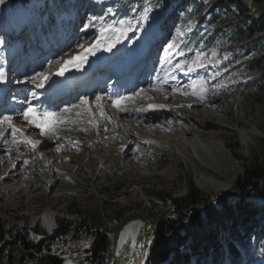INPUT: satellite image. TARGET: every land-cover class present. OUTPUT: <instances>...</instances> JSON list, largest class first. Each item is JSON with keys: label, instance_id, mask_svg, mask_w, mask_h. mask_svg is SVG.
<instances>
[{"label": "rangeland", "instance_id": "374dc122", "mask_svg": "<svg viewBox=\"0 0 264 264\" xmlns=\"http://www.w3.org/2000/svg\"><path fill=\"white\" fill-rule=\"evenodd\" d=\"M50 1L28 0L24 4H17L9 9L1 8L0 36L3 34L1 31L3 28L8 30L10 29L8 27L12 26L20 29L19 35L16 36L17 38L32 37L30 26H32L33 21L36 24L39 21L38 7L43 3L49 5ZM57 1L58 4L55 7L49 5L47 9L48 19L49 17L57 18V21L51 26L47 23L48 21H45L47 25L35 31L38 35L36 43L22 44L21 50L18 49L20 52L16 54L17 60L14 62L12 70L18 71L26 68V72L24 71L26 74L21 72L17 75L18 82L23 85V88H20L21 92L19 91V94L10 95L17 102L5 101L7 107L4 105V109L7 108L8 110L5 114H0V116H11L12 120H14V125L23 132L24 136L28 137L29 135V137L34 138L35 135H40L47 142L45 147L47 152L43 156V153H37L36 149L30 150V146L22 142L19 133L16 136V143H14L12 149L14 152H20L22 157L14 153L13 158H11L12 162L8 167L15 168L17 173L22 171L30 174L33 179H21L16 173L13 179L0 184V189L5 190V193L0 192V221L6 227L18 224L28 228L40 229L48 235L53 234L57 226V220L71 222L75 226H79L81 223L91 224L92 221H97L107 228H112L116 224V219L113 215L114 210H139V207L155 208V206L158 209L161 204L156 197L184 195L188 191L190 181L200 191L206 193L217 195L229 193L235 180L244 171L243 162L253 158L255 155L263 158L259 152L260 139L263 137L264 131V83L263 85H258L253 91L236 89L234 85L228 83L231 75L227 74L228 69L225 67L228 63L232 64L235 58L243 52L241 45L248 44L259 34L254 35L252 38H244L239 43L231 42V39L224 31L227 26L236 22L232 7L235 4H230L231 9H228V7L222 5L226 0H195L196 5L193 4L194 0H182V2L187 1V3H175L171 8L172 13H169V11L160 13V16L164 17L166 21L165 29L157 32L159 40L154 56L157 63L153 65L152 61L154 60L152 59L150 62L152 67L157 69L159 60L163 58L165 61V64H163L165 70L162 65V69L160 68L158 71L159 73L154 74V77L159 80L158 87L161 89L151 88L149 86L150 81L145 83L144 81L146 79L148 81L151 77L147 75L146 77L143 76L144 81L138 87H134L131 92L111 94L109 93L111 92V85L109 82L106 83V80L110 79L112 75L110 69V71L108 70V77L99 82V85L97 84L90 94H85L82 97L91 101L99 94H108L107 108H110L118 116L125 113V110L121 109H125L126 104L129 102V99L121 101V107L116 109L113 101L118 97H132L139 93V90H143L156 96H166L168 99L171 88H169V84H165L162 81L168 78L180 80L181 75L179 74L183 71L177 69L176 64L183 60L194 59L197 51L203 52L204 66L213 65V68L206 70L199 76L191 77L186 85L202 80L208 93H212L218 99L221 98L224 101V105L219 106L216 112L221 113L228 108L231 116L225 117L222 114L224 119L216 122L217 128L200 129L196 127L195 122H202L196 117H193L192 120H187L186 126L189 132L201 130L203 132L216 133L215 140L221 144L224 143V147L229 153L228 160L226 159L228 161L227 165H216L203 161L192 150L186 155L178 154V150L172 149L164 143L166 139L169 142L177 140V136L160 131L153 133L137 118L136 120L143 125L142 128L145 133L151 136L154 134L157 139H164V142L157 143L152 141L148 143L139 138L137 140L134 139L136 142L132 143L129 139L122 138L121 133L118 132L116 137L122 142L121 149L120 147L116 148L119 153H115V155L106 154L102 148L93 147L92 143L87 150L82 147L85 150V153H82L79 149L80 146L70 145L72 135L78 133L79 130L68 125L69 114L73 111L72 108H82L85 113L90 110L89 102L83 104L78 91H76L78 93H72L65 101L49 109H46L43 105L41 106V104H32L35 107L39 106L36 110L38 113L47 111L55 113L58 117L59 115L65 116L66 122L60 125L57 124L54 134L41 135L40 130L35 126L31 129L30 124L23 117V112L28 107V100L33 98L31 94L34 91L33 85L38 82V75L45 68H49L53 60H60L70 53L69 51L73 48L82 44L88 45L92 38L100 32L101 28L114 27L119 29L128 27L129 32H132V28L136 26L135 21L139 17L142 19L145 9L144 7L140 13L131 15L126 12L115 13L110 6L105 5L101 10L98 9L97 12H92L90 11L92 4H96L100 0ZM240 1L250 2V0ZM177 2L179 1L177 0ZM195 6L198 8L196 12ZM18 9L21 12L15 15L14 12H19ZM214 13H217V17L213 16ZM93 17L96 19H92ZM147 18H150L148 24L142 23L137 31L138 40H140L141 31L146 27H151L158 15H153V11L150 8ZM178 30L183 32L184 35H179ZM167 36H169L168 42L162 46ZM31 37L30 39L32 40ZM189 38L193 39V41L195 40L196 43L188 44ZM66 40L67 42H65ZM50 41L52 42L49 43ZM36 44L47 47V49L39 47V50L42 49L43 52L40 57L39 54L41 53L32 50ZM159 47L160 49L158 50ZM258 48V50L264 51V43H260ZM59 49L62 50L60 51ZM213 49L216 50L215 56H212ZM163 50H165V54L161 57L160 54ZM10 51L8 52L10 53ZM52 54L53 56H50ZM32 55L36 58L31 59ZM25 57L27 58L24 61ZM28 58H30L29 64L25 65ZM9 77H13V71L9 73ZM13 83L14 80H10L9 84ZM86 87L89 88V86ZM86 87L82 86L80 89L83 90ZM187 90L185 88L181 93L187 94ZM144 102L142 101L140 104ZM173 102H175V99ZM205 104L207 105V102ZM62 108L70 109V111H61ZM182 109L179 110L183 111ZM94 112H96L97 121L105 124L99 122L101 123L100 128L95 132H92L93 130H90L91 126H89L88 133L92 138L95 139L98 136L106 139L107 135L105 133L107 131H117L116 124H112L113 122L107 114V110L98 107ZM212 118L217 120L218 114L213 113ZM228 119H231L232 122ZM158 121L163 122L162 120ZM206 121L211 120L205 119L204 122ZM229 122L230 124H228ZM3 128L5 134L0 137V158L9 156L5 150L6 148L2 149L3 141L13 138L11 129L7 125H4ZM61 132H64L67 136L69 135L70 139L59 141L57 138ZM140 132L142 134V131H139V134ZM152 152H164L167 155L163 167L154 168V162L149 159ZM85 154L88 155L89 159H85ZM64 155L69 157L65 158L63 162H59V164L56 162V170L54 171L45 164V159L47 158L60 159ZM23 158L27 159V163H25ZM82 159L83 161L80 162ZM7 163L8 161L1 162L0 166ZM57 167L59 170H57ZM203 173L212 179L209 182L211 185L207 186L209 187L208 189H200L196 184V178ZM51 180L54 182L52 187H50ZM32 181L41 182L43 188L33 190L25 196L19 197V194L14 193L12 197H9L8 192L12 184H16L19 187H29ZM261 187H264V181L257 184V188ZM227 202L242 206L243 212L252 208L253 215L249 218L243 216L236 222L228 219L229 231L226 233L223 231L217 232L216 240L213 242L220 246L222 252L219 253L212 250L213 255L208 259V262L211 264H264V194L257 193L256 190L245 189L242 197L231 194ZM47 210H52L55 213V228L52 232H47L42 226L41 218L34 220V217L37 215L41 216ZM94 211H96L98 218L93 217L92 212ZM133 221L140 224L136 239L129 237L122 244H118L117 241L116 250L117 256L120 258V264H142L144 247L143 243H140V237L143 234L144 222L139 219H134L131 222ZM244 228L246 229L243 236L244 245H240L238 240L241 233L239 232ZM91 241L92 237L85 230L79 231L73 236L59 237L49 245L50 254L61 259L62 264L67 261L83 264L86 256L85 252L88 250ZM46 246L48 245L46 244ZM181 252L186 255V264H200L202 262V260L198 261L197 258L199 259V257L190 251L189 243H186L181 248ZM31 260L30 264H35L32 257Z\"/></svg>", "mask_w": 264, "mask_h": 264}, {"label": "trees", "instance_id": "16d2710c", "mask_svg": "<svg viewBox=\"0 0 264 264\" xmlns=\"http://www.w3.org/2000/svg\"><path fill=\"white\" fill-rule=\"evenodd\" d=\"M27 1L3 0L0 9ZM171 1L150 0V3L152 6L165 8ZM105 2L107 1L102 0V4L97 6L93 4L90 10L98 11ZM143 2L144 0H116V4L112 6L116 13L125 10L128 14H138ZM54 3L56 5L57 1L54 0ZM232 3L236 5V22L227 26L224 31L231 42L239 43L244 38H252L257 34L259 36L248 44L241 45L243 52L240 56H237L232 64L225 65L227 74L231 75L228 83L236 89L253 91L264 83V51L258 50L260 43H264V0H250L249 3L226 0L222 5L229 7ZM193 4L196 5V1ZM253 8L254 13H250ZM197 9L195 6V12ZM45 10L46 4L41 6L42 14ZM213 16L217 17V14L214 13ZM187 43L192 45L196 42L189 38ZM259 153L263 158L255 155L243 162L244 171L235 180L231 192L221 195L206 193L190 181L188 191L184 195L156 197L161 204L158 209L156 206H137L139 210H114L116 224L112 228H107L97 221L75 226L71 222L57 220L53 234L48 235L40 229L18 224L6 227L0 221V264H30L31 257L35 264H62L61 259L50 254L49 245L59 237L73 236L82 230L92 237L83 264H120L116 250L118 236L124 226L134 219L144 222L143 234L140 237V243H143L145 249L142 264H186V255L181 252L186 243H189L190 251L199 257L197 260H202L200 264H210L208 259L213 255L212 250L222 252L220 246L213 242L217 232L229 231L228 219L236 222L243 216L249 218L253 215L252 208L243 212L242 206L227 202L230 195L242 197L245 189L264 194V187L257 188V184L264 181V131L260 139ZM166 157L164 152H152L149 159L154 162V168L159 169L165 164ZM92 214L93 217L98 216L96 211ZM245 230L244 228L239 232L240 245H244Z\"/></svg>", "mask_w": 264, "mask_h": 264}, {"label": "bare ground", "instance_id": "6f19581e", "mask_svg": "<svg viewBox=\"0 0 264 264\" xmlns=\"http://www.w3.org/2000/svg\"><path fill=\"white\" fill-rule=\"evenodd\" d=\"M20 12L21 11L19 12L15 11L14 14L17 15ZM109 29L110 30L106 32L102 37H101L100 32L97 33V35H95L92 38V40L90 41L88 45L82 44L78 47H75L69 51L70 53L66 54V56L62 57L60 60H56V59L53 60V62H51V66L49 68H45V70L42 71L38 75L40 82H41V77L43 76L41 74L51 73L57 67L59 68L66 67L70 69L82 70L96 62L101 61V65L104 66V69L108 68V66L110 65V60H107V56L111 52L114 51L115 54L118 55L119 54L118 51L121 47L123 46L130 47V44L125 45L123 39H120V36L122 37V34H125V36H127L125 28L122 27V28L116 29L114 27H110ZM149 36H152V41H153L154 34L152 32V28L146 27L141 33L140 40L137 41L136 44L133 47H131V49L129 50V56L123 61V65H126L129 61L135 60V58L137 57V53L142 54V55L147 53L146 47H148L149 44L152 42L150 40H146L149 38ZM98 37L100 38L98 39ZM130 39H134V36H130ZM65 42H67V40ZM95 45H98V47L95 48L94 47ZM154 48H155L154 46L149 48L150 53L153 52ZM81 56L84 57L82 62L73 65L74 60L79 59V57ZM27 64H29V61L27 62ZM163 64L164 62L162 63V65ZM206 67L203 66L201 68H198V72H202V69ZM8 68L9 66L7 65V68H6V64H4V61L0 60V80L8 81L7 74H6V71L8 70ZM185 73L180 74L181 75L180 80H176L174 78H168L167 80L165 79L162 81L165 84H169V88H171V90L169 91L168 99L166 96H162V95L156 96L155 94L147 92L146 90H145L146 92H144L143 90H139V93L135 94L134 96L131 97V99L128 100L129 102L126 104L127 106L125 107V113L122 114L123 116L120 115L122 117L112 112L110 108L109 109L107 108L108 94L97 95L101 97L99 101H97L96 99L97 96H95L93 100L91 101L87 100V103L89 102V107H90V110L87 113H85V111H83L82 108H78V109L72 108L73 111L71 112V114H69L70 120L68 121V125L74 128H78L79 132L72 135L71 139L69 135L67 136V134H65L64 132H61L60 137H58L57 139L59 141H63L64 138L70 139L71 140L70 145L77 146V147L80 146L79 149L82 153H85V150L82 147H85L87 150L90 144L92 143L93 147L95 146L100 147L106 152V154H112V155H115V153L116 154L119 153L117 152L116 148L122 146L121 144L122 142L120 141L119 138L116 137L118 132L121 133L122 138H125L127 140L129 139V141H131L132 143L136 142L134 139L137 140L139 138L143 139L145 142H148V143H151L152 141L157 142V143H163L164 139H160V138L157 139V137L154 136V134L153 136H151L144 132L142 128L143 125H141V123L138 122V121H142L144 125H146L148 129H150V131H152L153 133L160 131V132L169 133L172 135L174 134L175 136H177L178 137L177 140L175 139L169 142V140L166 139L164 143H166L167 146L171 147L172 149L178 150V154L186 155L189 151L192 150V151H195L196 155L203 161L214 163L216 165H220V164L227 165L228 163L227 157L229 156V153L225 149L224 143L221 144L220 142L215 140L216 133L203 132L201 130L197 132H189L186 126V123H187L186 121L192 120L193 117H196L200 121H202V122L194 121L196 127H199L200 129H207L211 127L217 128L216 122L223 121L224 119L222 114H224L225 117L231 116V112L228 108H226L221 113L216 112L219 106L224 105V101L221 98L218 99V97L213 95L212 93H208V91L206 90L207 89L206 85L202 80H198L193 84L191 83V84L186 85L189 79L196 75L189 76V75H185ZM152 76L153 75H151V78L149 80L150 81L149 86L151 88L161 89L160 87H158L159 85L158 78L154 76L152 77ZM38 84L33 86L34 91L32 93L35 95L31 94V97L33 98L29 99L28 103L26 102L27 106L30 105L36 110L38 106L35 107V106H32V104H34L35 99L42 98L41 95L37 94V90L39 88L37 86ZM134 87H136V85L130 87L129 91L131 92V90L134 89ZM185 88L188 89L187 94L181 93V91L184 90ZM173 89H175V91H173ZM88 94H90V92H88L86 95ZM82 96L84 95H80V99L83 98ZM174 99H175V102H173ZM142 101H145V102L143 104H140ZM206 102H207V105L205 104ZM150 104L151 105H164V107L153 109V108L148 107ZM98 107H102L103 109L107 110V114L110 116V119L113 122L112 124H116L117 131L116 132L107 131L105 133L107 135L106 139L105 137H98V136H96V138L94 139L88 133L89 126H91L90 130H93L92 132H95L98 130V128H100V125L102 123L101 121H97L96 112H94V110H97ZM201 107H204V108H201ZM65 108L67 107L65 106ZM65 108H62L61 111H64ZM114 108L119 109L120 107L116 106ZM144 108H147L148 110L139 111V109H144ZM179 109H182L183 111H180ZM74 110H77V111H74ZM213 113L218 114L217 120L212 118ZM59 118H60V123H58L59 125L61 123L66 122L65 116L62 117L61 115H59ZM136 118L138 119V121L136 120ZM205 119H208L211 121L204 122ZM158 120H162L163 122H159ZM228 120L232 122L231 119H228ZM230 122L228 124H230ZM12 123L14 124V120H12ZM102 124H105V123H102ZM30 126H31L30 127L31 129L34 128V125H30ZM62 130H65V129H62ZM139 131H142V134L141 132L139 134ZM29 139L40 141V143L36 146L35 149L37 150V153L41 152L43 153V156H45L47 152V149L45 148L47 142L44 141V139H42V136L35 135L34 138L29 137ZM2 145H3L2 149L6 148L5 150L8 152L9 156H3L4 158L2 157L0 158V163L1 162L3 163L4 161H8L7 164H3L2 166H0V184L2 182L9 181L16 176L17 172L15 168L8 167L10 163L12 162L11 158H13V154L16 153L19 157H22V154L20 152H14L12 149V146L14 145L13 138L4 140ZM29 146H30V150H33L31 145ZM120 153H122V151H120ZM68 157H69L68 155H64L60 157V159L59 158H47L45 159L46 161L45 164L48 167H51L52 170L54 171L56 170L55 169L56 162L59 164V162L60 163L63 162V160L65 158L67 159ZM23 159L27 161V159L25 158ZM85 159H89L88 155L86 154H85ZM82 161L83 159L80 162ZM57 170H59L58 167H57ZM17 174H18V177H21V179H26V178L28 179L30 178L31 180L33 179L30 176V174L24 173L22 171L18 172ZM208 177L209 176H206L203 173L199 177L196 178V184L200 189L209 188L207 186L210 184L209 182L212 179ZM52 185H54V182L51 180L50 187H52ZM42 188H43L42 183L37 182V181H32L29 187L28 186L19 187L16 184H12V186L9 189L8 195L9 197H12L13 194L15 193V194H19L18 196L21 197V196L28 195L33 190H38ZM0 192L5 193V190L0 189ZM39 218H41V224L46 229L47 232H52L54 230L55 228L54 211L47 210L41 216L37 215L36 217H34V220L36 221ZM139 229H140V224H138L137 222L133 221V222H129L128 224H126L119 235L118 244H122L129 237L136 239ZM64 264H75V263L72 261H67Z\"/></svg>", "mask_w": 264, "mask_h": 264}, {"label": "snow or ice", "instance_id": "6c2138e0", "mask_svg": "<svg viewBox=\"0 0 264 264\" xmlns=\"http://www.w3.org/2000/svg\"><path fill=\"white\" fill-rule=\"evenodd\" d=\"M0 3H3V0H0ZM150 11V8H145L144 9V13L142 14V19H146L147 18V13ZM92 19H96L95 17H93ZM123 23V22H121ZM110 29L109 28H101L100 29V33H101V37L108 32ZM122 31V30H120ZM179 35H184L183 32H179ZM100 37H98L99 39ZM169 47H171V45H169ZM167 54V53H166ZM216 55V50L213 49L212 50V56ZM203 58H204V53L197 51L196 56L194 59L192 60H183L179 63L176 64V68L181 70V71H185V65H187V72H192L194 71L196 68H201L204 66L203 64ZM75 59V58H74ZM80 60H83L84 57L81 56L79 57ZM70 63V62H69ZM66 67L62 68L60 70V72L58 73L59 75H63L64 71H66ZM43 75V74H41ZM49 77L47 75H43V80L37 85L38 87H43L44 83L43 81L48 80ZM173 91H175V89H173ZM195 94V93H194ZM35 95V94H33ZM203 98V97H202ZM97 101H99L101 99V97L97 96L96 97ZM125 99H131V97H118L116 100L113 101V103L115 104V106L117 107H121V101L125 100ZM81 102L83 104H87V99L86 98H82ZM149 108H162L164 107V105H149ZM121 110H125V109H121ZM147 108L144 109H139V111H147ZM65 112L70 111V109H64ZM103 115V113H102ZM23 117L24 119L28 122V124L30 125H34L37 129L40 130V134L41 135H48L49 133H55V127L58 123H60V118L55 114V113H51V112H43V113H38L36 111V109H34L33 107H31L30 105L25 109V111L23 112ZM4 125H7L9 129H11V134L13 137V143H16V136L19 133L21 138H22V142L24 144L27 145H31V147L33 149L36 148V146L40 143L39 140H31L29 139L27 136H24L23 132H21V130L19 128H17L13 123H12V117L11 116H0V137H3L5 134V130L3 128ZM59 150V149H57ZM25 163H27V161H25Z\"/></svg>", "mask_w": 264, "mask_h": 264}]
</instances>
